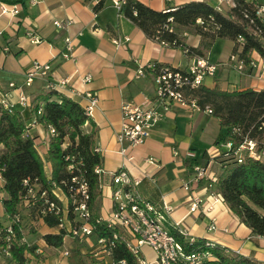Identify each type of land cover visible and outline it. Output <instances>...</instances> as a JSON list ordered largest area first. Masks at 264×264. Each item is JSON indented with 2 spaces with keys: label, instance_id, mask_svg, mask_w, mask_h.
<instances>
[{
  "label": "crops",
  "instance_id": "1",
  "mask_svg": "<svg viewBox=\"0 0 264 264\" xmlns=\"http://www.w3.org/2000/svg\"><path fill=\"white\" fill-rule=\"evenodd\" d=\"M99 1L27 0L24 6L0 2V91L7 93L9 102L29 127V133L35 137L36 151L43 158L48 150L46 130L42 124H32L34 115L30 106L18 103L20 91L30 101L45 91L46 81L41 77H35L28 86L25 85L26 74L33 61L50 65L49 79L54 83L69 77V82L57 91L83 108L88 103L86 93H95L98 98L90 118L97 131L95 146L101 157V168L107 174L100 190V203L106 200L107 205L105 211L99 209V217H106L112 208L108 173L123 168L132 177L140 179L137 190L146 201L159 210H162L163 203L171 207L162 220L164 229L178 233L175 223L179 222V229L185 230L188 236L214 241L228 250L255 258L264 264V236L254 234L224 202H217L207 214L188 212L191 195L202 196L204 205L211 201L206 198L211 191L206 188L205 179L193 184L189 191L184 190L182 185L193 174L186 161L202 159L200 165L207 166L208 172L216 174L218 171L217 157L221 151L219 141L224 132L218 117L204 109L196 110L175 103L152 128L144 144L130 147L126 141L118 142L116 135L122 123L121 106L125 103L145 106L154 96L152 74L147 72L137 76V68L154 62L184 69L197 55H187L179 47L166 46L149 38L119 13L113 0H102L101 9L95 11L94 6ZM138 1L156 11L172 9L191 1L218 5V0ZM255 1L264 4L261 0ZM2 5H16L17 8L14 13H1ZM55 21L69 23L57 28ZM30 37L37 38L39 42H32ZM67 37L71 39L75 60H66L61 55ZM124 37L128 41L115 46L113 38ZM183 38L189 47L200 46V37L191 31L184 32ZM231 48L230 41L227 59L218 62L221 66L216 75L206 78L202 86L213 88L217 84L222 90L228 91L246 88L264 90L261 57L253 52L251 58L255 60L256 67L247 68V73L243 74L236 71L229 61ZM208 55L209 52L205 55L207 59ZM86 74L91 75L88 82L82 80ZM11 83L13 87H10ZM240 85L244 86L239 88ZM85 128L89 130L90 125L86 124ZM149 157L154 159V164L146 162ZM43 169L49 179L50 164L44 161ZM213 191L216 192L215 189ZM54 192L64 203L66 199L62 192L57 189ZM4 197L0 179V225L9 223L2 205ZM20 216L24 224L23 241L36 245L42 256L39 260L28 256L27 264H98L104 257L108 259L96 244L95 236L82 240L65 236L60 247L48 246L43 236L57 234L58 229L47 226L40 217L26 211H22ZM212 217L215 218V229L208 230ZM88 248L91 250L87 251ZM64 251H68V255H64ZM87 252L93 255L87 256ZM101 253L105 256H101ZM142 253L146 260L153 262L154 255L149 247L144 246ZM106 259L103 260L105 263ZM0 264L14 263L8 256H1Z\"/></svg>",
  "mask_w": 264,
  "mask_h": 264
},
{
  "label": "trees",
  "instance_id": "2",
  "mask_svg": "<svg viewBox=\"0 0 264 264\" xmlns=\"http://www.w3.org/2000/svg\"><path fill=\"white\" fill-rule=\"evenodd\" d=\"M26 1L0 0L1 3L23 6ZM233 3L224 12L204 1H191L172 9L156 11L138 0H125L119 13L149 38L186 50L187 55L205 57L216 39H228L232 42L230 56H237V60L247 67L253 52L264 58V20L256 15V9L261 4L255 0H233ZM102 5L103 1L100 0L94 10L98 11ZM186 31L200 37L199 47L192 48L185 44L183 37ZM188 95L196 98L200 109L208 107L210 113L220 119L224 130L220 146L230 138L231 128L234 126L240 128L242 135L259 142L264 140V90L246 88L228 91L215 84L213 88L201 85L188 92ZM39 108L41 112L37 115ZM30 110L39 124L44 128L50 125L55 132L48 139V150L43 158L36 151L35 137L29 133L19 111L13 108L9 112L0 105V179L5 194L2 205L13 228L8 257L14 264H27L28 256L38 260L42 257L37 252L36 245L23 241L22 211L40 217L49 227H56L59 223L58 216L39 213L40 207L44 205V198H40L39 193L34 205L22 207L27 193L24 180L37 184L40 190H46L48 198L57 201L59 205L52 189L53 186L62 187L70 206L71 198L61 182L69 181L72 175L81 173L88 183V207L92 222L99 217L100 209V184L94 168L101 165V157L95 151V124L86 115L85 109L57 90H45L31 99ZM86 124L90 125L89 130L85 128ZM239 139L240 137H235V140ZM224 151L221 149V154L217 157L218 171L213 187L245 226L254 234L264 236V160L246 157L238 162L233 157H225ZM66 156L75 165L72 172L67 170L69 162L65 160ZM44 161L51 166L49 179L44 174ZM202 163V159L185 162L189 168ZM16 214H19L20 220L13 222ZM69 217L71 218V214ZM115 231L104 224L95 226L97 236L111 238ZM65 235V230H60L57 234H45L43 239L48 246L60 247ZM174 235L186 244L179 233L175 232ZM203 244L204 239H201L193 243L192 247ZM186 247L187 250L192 248L188 245ZM211 252L215 259L204 264H262L255 258L225 251L220 245L212 248ZM122 260L127 264H138L124 241L117 239L110 249L106 263L101 260L98 264H120Z\"/></svg>",
  "mask_w": 264,
  "mask_h": 264
},
{
  "label": "built area",
  "instance_id": "3",
  "mask_svg": "<svg viewBox=\"0 0 264 264\" xmlns=\"http://www.w3.org/2000/svg\"><path fill=\"white\" fill-rule=\"evenodd\" d=\"M124 2L125 0H113V4L118 10H120ZM221 5L233 6L234 3L233 0H218V5L216 6L218 10L221 9ZM16 8V5H12L11 7L2 5L1 13H14ZM256 15L264 20V4L257 7ZM54 24L57 28H63L66 25L60 21H55ZM30 38L34 43L39 42L35 37ZM122 41H128V38H113L115 46H119ZM161 44L167 46L166 43ZM183 52L186 53V50ZM61 55L66 60H75L72 52V42L68 37L65 38V49ZM229 61L233 63V68L238 72L247 68L253 69L256 67V62L252 58L247 67L241 61L237 60V56H230ZM260 62L262 69H264V58H261ZM220 66V63H211L206 57L199 56H195L191 64L184 69L163 65L158 66L154 62H148L145 65L139 66L136 71L137 76H143L147 72L152 74L154 96L145 106L129 103L121 106L122 123L116 135L118 142L126 141L130 147H137L144 144L152 128L175 103L201 110L196 98L188 95V92L203 85L206 78L214 77ZM49 71L50 65L48 63L33 61L31 69L26 74L25 85L28 86L35 77H41L46 81L45 90L50 91L58 90L69 82V77L62 78L57 83L52 82L49 79ZM90 79V74H86L82 78L84 82H88ZM13 86L14 84L11 83L10 87ZM85 95L88 103L84 109L86 115L90 117L93 109L97 106L98 98L95 93L88 92ZM18 103L21 106H30V100L23 91L19 93ZM0 105L9 112L13 109V105L8 100L7 93L1 91ZM204 110L208 113L211 112L208 107ZM40 112L41 110L39 108L36 112L37 115H40ZM37 123V119L34 116L32 124ZM45 130L48 139L55 133L53 127L50 125L46 126ZM235 137H240V139L235 140ZM220 147L225 150V157H233L238 162H241L246 157L264 160V140L259 142L256 139L249 138L247 135H242L240 128L237 126L231 128L230 138L223 142ZM95 151L98 152L97 148H95ZM65 160L69 162L67 165L68 172H72L75 168L74 163H72L71 158L68 156L65 157ZM146 162L149 164L155 163L154 159L150 157L146 159ZM192 171V177L183 183V189L189 191L193 184L205 179L207 184L206 188L211 191L206 198L211 201L204 205L202 196L191 195L188 201V212L207 214L214 209V205L217 202H224L220 194L213 191L216 174L208 172L207 166L201 165L194 166ZM94 173L98 176L101 190L104 177L107 174L101 168V165L95 166ZM108 179L112 208L106 217H98L94 222L90 220L88 183L81 173L72 175L69 181L64 180L61 182L71 198L70 206H68V198L62 187L53 186L52 189V194L60 202L59 205L57 201L48 198L46 190H40L37 184L24 180L23 185L27 187V193L23 199L22 207L34 205L37 200V194L39 193V197L44 198V205L40 207L39 213L58 216L59 223L56 226L58 231L65 230V236L77 240L95 236L96 244L107 256L110 254V249L114 245V241L121 239L138 264H204L206 261L215 259L211 249L218 244L214 241L204 239L202 246L193 248L192 244L201 239L188 236L185 230L179 229V222L175 223V227L178 233L186 240V244L179 241L173 232H169L163 228L162 220L164 215L171 210V207L163 203L162 210H159L153 204L146 201L137 190L140 182L139 178L132 177L125 169L119 168L108 173ZM54 189L60 190L65 196L66 200L64 203L54 192ZM70 214L71 218L69 217ZM19 220V214L14 215L13 222H18ZM103 224L110 229L116 230L111 238L96 235L95 226ZM213 229H215V218L212 217L208 225V230ZM12 238L13 228L11 223L0 226V242H2L0 244V257L4 255L9 256ZM186 245L192 248L187 250ZM144 246L149 247L153 252L154 259L152 263L146 260L142 253ZM221 247L225 251H231L223 246ZM63 254L68 255V251H64ZM120 264L127 263L122 260Z\"/></svg>",
  "mask_w": 264,
  "mask_h": 264
},
{
  "label": "rangeland",
  "instance_id": "4",
  "mask_svg": "<svg viewBox=\"0 0 264 264\" xmlns=\"http://www.w3.org/2000/svg\"><path fill=\"white\" fill-rule=\"evenodd\" d=\"M261 2H264V0H261ZM226 9H227L226 5H221V10L223 12ZM229 50H230V41L228 39H218V40H216V42L213 43V45L211 46L210 50L208 51L209 52L208 60L211 63H218L219 61L226 60L228 55H229ZM240 73L246 74L247 73V69L242 70ZM243 86L244 85H240L238 87L240 88V87H243ZM234 88H237V87H234ZM234 88H232V89H234ZM106 205H107V201L106 200H103L102 204L100 203L101 211H105ZM86 250L88 251V250H91V249L88 248ZM86 255L87 256H92L93 254L87 252ZM100 255L101 256H105L104 253H101ZM105 259H106V257H104V259H102V261L105 260ZM108 264H110V263H108Z\"/></svg>",
  "mask_w": 264,
  "mask_h": 264
}]
</instances>
